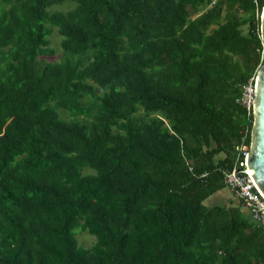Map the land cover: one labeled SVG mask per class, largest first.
<instances>
[{
	"label": "trees",
	"instance_id": "trees-1",
	"mask_svg": "<svg viewBox=\"0 0 264 264\" xmlns=\"http://www.w3.org/2000/svg\"><path fill=\"white\" fill-rule=\"evenodd\" d=\"M263 6L0 0V264H264L243 202L205 204L250 148Z\"/></svg>",
	"mask_w": 264,
	"mask_h": 264
},
{
	"label": "built area",
	"instance_id": "built-area-1",
	"mask_svg": "<svg viewBox=\"0 0 264 264\" xmlns=\"http://www.w3.org/2000/svg\"><path fill=\"white\" fill-rule=\"evenodd\" d=\"M257 0H254L256 3ZM261 16V15H260ZM255 79L242 89V95L238 102L246 106L248 112L253 114V105L256 93ZM254 120H249V123ZM237 158L233 167L223 172L224 182L235 195L241 200L249 211L251 219L264 229V195L252 179L248 167L247 156L249 149L239 146Z\"/></svg>",
	"mask_w": 264,
	"mask_h": 264
},
{
	"label": "water",
	"instance_id": "water-1",
	"mask_svg": "<svg viewBox=\"0 0 264 264\" xmlns=\"http://www.w3.org/2000/svg\"><path fill=\"white\" fill-rule=\"evenodd\" d=\"M261 40L264 47V6L260 16ZM263 64L255 78L256 93L253 105L254 123L251 131V144L247 156L249 173L264 195V53Z\"/></svg>",
	"mask_w": 264,
	"mask_h": 264
},
{
	"label": "rangeland",
	"instance_id": "rangeland-1",
	"mask_svg": "<svg viewBox=\"0 0 264 264\" xmlns=\"http://www.w3.org/2000/svg\"><path fill=\"white\" fill-rule=\"evenodd\" d=\"M71 7V5L69 3H65L62 4L60 6H56L54 8H52L50 11H63V10H67ZM50 39H52V44L51 47L57 51V53H60V47H59V36L55 33L53 37H51ZM60 56V55H59ZM59 56H56V58H48L49 60H54V59H58ZM64 117H65V113L62 112L61 113ZM229 189V188H228ZM230 190V189H229ZM231 191V190H230ZM230 199H233V197H231ZM228 199V201L230 200ZM227 201V202H228ZM226 204V203H224ZM78 242L81 246L84 247H90L93 243H94V238L91 237L89 234H87L86 232L83 233H79L78 235Z\"/></svg>",
	"mask_w": 264,
	"mask_h": 264
},
{
	"label": "crops",
	"instance_id": "crops-1",
	"mask_svg": "<svg viewBox=\"0 0 264 264\" xmlns=\"http://www.w3.org/2000/svg\"><path fill=\"white\" fill-rule=\"evenodd\" d=\"M231 197H233V199H230ZM228 199H230V200L228 201ZM224 203H226V204H224ZM239 203H240V200H238V198L235 196V194L232 191H230L228 188H224L220 193H218V195L215 194L205 201V204H207V205H226V206H229L231 204L238 205ZM244 211L248 215H250L249 211L246 208H244Z\"/></svg>",
	"mask_w": 264,
	"mask_h": 264
}]
</instances>
